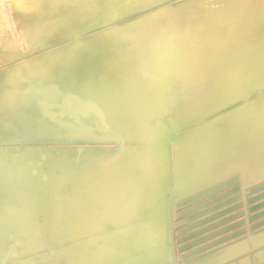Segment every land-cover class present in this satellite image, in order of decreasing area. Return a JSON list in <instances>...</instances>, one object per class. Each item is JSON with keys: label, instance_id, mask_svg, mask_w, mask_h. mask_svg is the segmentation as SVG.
<instances>
[{"label": "bare ground", "instance_id": "bare-ground-1", "mask_svg": "<svg viewBox=\"0 0 264 264\" xmlns=\"http://www.w3.org/2000/svg\"><path fill=\"white\" fill-rule=\"evenodd\" d=\"M262 171L264 0H0V264L195 262Z\"/></svg>", "mask_w": 264, "mask_h": 264}, {"label": "rangeland", "instance_id": "rangeland-1", "mask_svg": "<svg viewBox=\"0 0 264 264\" xmlns=\"http://www.w3.org/2000/svg\"><path fill=\"white\" fill-rule=\"evenodd\" d=\"M6 1V0H5ZM7 2H3V4H6ZM167 12L169 11V10H166ZM165 16H166V14H164ZM194 15H195V13H194V10H192L191 8H184V9H182L181 10V15H180V17H183V18H187V19H193V17H194ZM168 16V15H167ZM92 27H94V25H92ZM99 34L100 35H103L104 34V31L103 30H100L99 31ZM38 92H40L44 97H47V91L44 89V88H42V87H38ZM47 113L49 114V115H51L53 112H51V111H47ZM56 114H58V112H56ZM59 115V114H58ZM58 115H53L52 117H51V121L49 122V124H51L52 125V131H53V133H55V137L56 138H54V140L52 141L53 142V144L54 143H56L57 145H59V146H64L66 143H67V139L65 138V137H63V135L67 132V130H68V127L72 124V122L70 121V120H64V119H62L60 116H58ZM64 122H65V124H64ZM250 160H253L254 159V157L253 156H250V158H249ZM248 176H250L249 178L250 179H245L246 181H242L241 180V178L240 179H237V180H235V185H236V189H235V192H236V194L238 193V194H240L241 193V195H240V197H239V199H241V201H242V203H243V205H241V208H243V209H245L244 210V214L242 213V215L245 217V219L246 220H248L249 222H250V220H251V223H252V220L253 221H255L256 223H257V219H259V217H260V215H261V217H260V219L258 220V221H260L261 222V220L263 221V223H264V218H262V217H264V209H263V207H264V203H263V201H264V171H262L261 172V174L257 177V175H255V176H253L254 174H247ZM257 178V179H256ZM240 182V183H239ZM240 184V185H239ZM261 184V185H260ZM238 186V187H237ZM241 190V191H240ZM240 192V193H239ZM263 192V193H262ZM164 194H165V192H164ZM163 194V195H164ZM196 197V196H195ZM246 198V199H245ZM258 198V201L260 200V198H263V199H261V200H263V201H261L260 200V202H258L256 199ZM252 199H254V205L252 204L253 203V201H250V200H252ZM247 201H249L248 203H249V207L247 208V206H246V208H245V204L247 203ZM257 201V202H256ZM250 202H251V204H252V206L250 207ZM262 202V203H261ZM247 203V204H248ZM258 204L259 203V205H255V204ZM260 203L263 205H260ZM246 204V205H247ZM243 206V207H242ZM256 206V207H255ZM203 207H205V206H201L200 208H203ZM257 207H259L260 209H261V211H260V209L258 210V208ZM196 208H199V207H196ZM247 209H248V211H247ZM249 209H251L253 212H254V210H255V212L254 213H252ZM259 211L258 213H256V211ZM248 213H247V212ZM263 211V212H262ZM196 212H197V209H195V215H196ZM261 212H262V214H261ZM202 213V212H201ZM249 213L253 216V218H252V216L251 217H247L246 218V216H250L249 215ZM260 213V214H259ZM217 213H215V215H216ZM248 214V215H247ZM254 214H255V216H254ZM213 216V218H212V220H214V219H217L218 217L217 216ZM242 215L240 216V217H242ZM196 217H198V215H196ZM212 217V216H211ZM215 217V218H214ZM243 217V218H244ZM209 218V217H208ZM208 218H207V220L206 221H203V222H201V223H199L198 224V226L196 227V229L198 228L199 229V226L201 227L200 229H199V233L201 234V235H203V233H204V235H205V239H203L204 237H202L200 240L201 241H203L204 242V244L206 243H208L207 241H211V240H213V238L215 239V241L214 242H216L217 244H219V243H224V245H225V249H222L223 247L220 245V249H218V250H220V251H216L215 253L213 252H210L211 254L209 255L207 252H201V253H204V256H203V254H201L200 256H201V258H200V256H196L195 257V262L193 261L192 263H190L189 262V264H205V259L206 258H209V257H214V256H217V255H219V254H221V257H222V259H221V261H219V262H215V263H213V264H230L229 263V261L230 262H232L233 261V263L232 264H264L263 262H264V224L261 222H259L258 224H256V225H254L255 224V222H254V224H252V225H250V224H247V223H249V222H247L245 219H243V221H239V222H241V226L242 225H244V227H246V228H244V227H242V229L239 231V228L238 227H240L239 225H238V223H236L235 225L234 224H232L230 227H232L233 226V229L231 230V232H233V233H228L227 235H229V238H225V237H223V235H225V234H223V232L224 231H221L222 229L221 228H217V229H219V231H217V229L216 230H214L215 231V233H211V232H209V235H207L208 234V229H213L214 227H209V228H207V229H204L205 227H206V223H208L209 221H208ZM251 218V219H250ZM171 219V218H170ZM197 219V218H196ZM220 219H223V217H221ZM198 220V219H197ZM244 220H245V223H244ZM173 221H175V219L173 220ZM196 221V220H195ZM217 221V220H216ZM200 222V221H199ZM220 222V221H219ZM222 223H224V222H222ZM259 224H261L260 226H259ZM186 225V224H185ZM193 225H195V223H193ZM202 225V226H201ZM203 225H204V227H203ZM176 226V227H175ZM181 227V226H179V225H177V221H175V225L173 226L174 228H173V234L176 232V229H178V227ZM254 226V227H258L257 229L256 228H252V227ZM183 227V226H182ZM203 227V228H202ZM225 227V226H224ZM236 228V230L234 231V229ZM238 228V229H237ZM259 228H261V229H259ZM171 230V229H170ZM175 230V231H174ZM258 230V231H257ZM245 231L247 232L246 234H245ZM249 231V232H248ZM253 231V232H252ZM201 232H203V233H201ZM207 234H206V233ZM257 232H260V233H257ZM211 233V234H210ZM255 233V234H254ZM199 234V235H200ZM221 234H223V235H221ZM245 234V235H244ZM178 235V236H177ZM177 235H173V238H172V241L174 240V237L175 236H177V237H175V240L173 241V244H170L171 245V247L169 248L171 251H172V253H171V251L168 249V254H169V256L168 255H166V254H164V255H166L164 258H162V260L164 261V264H188V262H182L181 263V261H183L182 259H181V256L182 257H185V255L183 254V252H185L186 250V245L187 244H185L184 242H185V240H184V238L183 237H186V235L184 234V236H183V234H177ZM179 235H181V236H179ZM198 235V236H199ZM240 235L242 236V238H240ZM244 235V236H243ZM247 235V236H246ZM221 236V237H220ZM237 236H239V238L237 237ZM180 237V238H179ZM218 237V238H217ZM220 237V238H219ZM228 237V236H227ZM236 237H237V239H236ZM260 237V238H259ZM200 238V237H199ZM223 238V239H222ZM256 238H259V239H256ZM179 239L181 240V241H183L182 243L181 242H179ZM211 239V240H210ZM233 239V240H232ZM246 239H247V241H246ZM237 240V241H236ZM177 241V242H176ZM231 241H233V242H231ZM235 241V242H234ZM187 242V241H186ZM202 242V243H203ZM213 242V243H214ZM66 243L67 242H65V244H59L58 246H57V248H56V250H55V252H59L60 251V249L62 248V247H60V246H62V245H66ZM169 243H171V240H170V242ZM177 243V244H176ZM184 243V244H183ZM216 243H214V244H216ZM226 243H230V245H232V246H228V245H226ZM176 244V245H175ZM180 244H181V247H180ZM183 244V245H182ZM175 245V246H174ZM178 245V249H177V246ZM173 246H174V248H173ZM185 247V249H184V247ZM228 246V247H227ZM183 247V248H182ZM175 248H176V250H175ZM238 248V249H237ZM222 249V250H221ZM236 249V250H235ZM249 249V250H248ZM257 249H259V250H257ZM179 251V253H178V251ZM185 250V251H184ZM246 250V251H245ZM255 250V251H254ZM175 251H176V253H175ZM182 251V252H181ZM247 251H250V253L249 252H247ZM141 253V252H140ZM164 253H166V251L164 252ZM177 253H178V256H179V258L178 257H176L177 256ZM181 253V254H180ZM207 253V254H206ZM245 253H247V254H245ZM142 254V253H141ZM144 254V253H143ZM142 254V255H143ZM250 254V255H249ZM175 255V256H174ZM181 255V256H180ZM206 255H207V257H206ZM245 255H246V258H245ZM247 255H249L248 257H247ZM144 256V255H143ZM202 256H203V258H202ZM244 256V258L243 259H241V260H238V262H236L237 261V259H239L238 257H243ZM170 258V259H168V258ZM172 258V259H171ZM178 260H177V259ZM196 258L198 259L197 261H196ZM119 259H120V261L122 262V263H120V261H119ZM119 259L116 261V263L115 264H128L129 262H128V260L130 259V258H128V257H124V256H122L121 258L119 257ZM125 259H127V260H125ZM176 259V260H175ZM181 259V260H180ZM232 259V260H231ZM179 260H180V262H179ZM234 260H236V261H234ZM162 262V261H161ZM167 262V263H166ZM178 262V263H177ZM163 263V262H162ZM111 264V263H110ZM161 264V263H160Z\"/></svg>", "mask_w": 264, "mask_h": 264}]
</instances>
